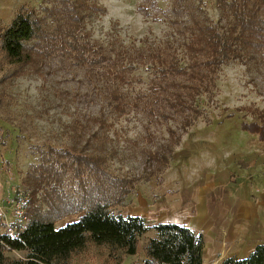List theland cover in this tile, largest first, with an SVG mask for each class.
Instances as JSON below:
<instances>
[{"label":"trees","instance_id":"trees-1","mask_svg":"<svg viewBox=\"0 0 264 264\" xmlns=\"http://www.w3.org/2000/svg\"><path fill=\"white\" fill-rule=\"evenodd\" d=\"M46 1L40 8L21 5L0 28V112L10 106L3 88L7 78L50 70L80 72L86 98L104 106L73 122L71 145L42 152L46 172L32 193L25 225L12 224L17 236L0 233V264H83L91 248L104 250L103 264H121L137 254L150 228L154 237L143 249V264H202L200 233L173 223L148 227L146 219L124 216L112 206L135 178L109 172L107 158L115 151L108 134L115 119L130 113L178 122V129H166L168 142L149 157L155 173L168 168L183 135L207 118L201 104L214 98L221 67L231 60L264 64V0H167L165 10L158 0H138V12L153 21L162 15L171 32L162 40L144 37L128 45L117 33L92 39L85 22L106 12L97 0ZM208 4L221 13L223 24L207 15ZM257 120L242 122L241 129L264 142V122ZM67 217L75 220L57 227ZM221 264H264V245Z\"/></svg>","mask_w":264,"mask_h":264},{"label":"rangeland","instance_id":"rangeland-1","mask_svg":"<svg viewBox=\"0 0 264 264\" xmlns=\"http://www.w3.org/2000/svg\"><path fill=\"white\" fill-rule=\"evenodd\" d=\"M158 1L165 10L167 0ZM47 2L31 0L28 4L40 8ZM97 2L106 12L85 22L93 40L117 33L128 45L144 37L154 41L170 35L169 24L162 15L159 21H153L136 10L138 0ZM205 10L212 21L224 23L221 13L212 4ZM9 23L0 22V28ZM51 71L42 76L7 78L3 85L11 101L8 110L0 112V212L6 216L5 220L0 213V233H7L8 227L13 228L12 224L17 226L13 204L17 197L28 199L23 211L22 225H25L32 193L46 172L40 164L44 163L42 152L46 153L49 147L71 145L73 122L77 118L83 120L90 113L98 114L104 106L86 98L80 72L55 74ZM201 107L207 118L199 119L183 135L168 168L160 174L154 172L157 166L151 162L150 153L168 142L166 129H178L179 123L171 119L156 122L135 113L113 121L108 136L115 153L107 158L106 166L111 174L135 178V183L125 185L129 193L112 206L124 216L144 213L147 208L150 216L153 215L147 221L148 227L157 224L154 218L158 211L168 210L176 218H180L179 214L187 215L192 221L206 214L199 228L209 239L214 233L212 218L216 217L215 225L222 228L218 230L227 234L223 239L226 244L221 242L223 252L230 250L237 253V259L246 258L257 245H264V212L257 206L252 218L245 220L235 209L241 199L264 191V142H260L257 135L243 131L241 123L257 120L255 113H259L257 121L264 122V64L257 66L250 61L231 60L223 65L218 72L214 98L203 100ZM80 142L86 146L84 140ZM254 170L260 174L254 181L228 180L229 173H253ZM216 178L228 181L217 184L214 189L206 188V184L216 182ZM63 191L70 196L68 186ZM221 215L224 219L219 221ZM74 220L67 217L57 227ZM153 237L150 228L140 238L137 254L131 258L134 263L144 258L143 249ZM212 245L210 242L207 248L211 249ZM245 250L248 253H244ZM102 253L103 249L91 248L83 264H103L105 257L99 256Z\"/></svg>","mask_w":264,"mask_h":264},{"label":"crops","instance_id":"crops-1","mask_svg":"<svg viewBox=\"0 0 264 264\" xmlns=\"http://www.w3.org/2000/svg\"><path fill=\"white\" fill-rule=\"evenodd\" d=\"M31 0H0V22L3 23H9L12 18L14 17L15 12L17 11V9L23 5V4H28ZM29 5V4H28ZM260 174H257L254 170L253 173H250V171H248V173L245 171H243V174H241L240 172H234V173H229L228 174V180L230 179L231 181H243L244 180H252L254 181V178H259ZM216 182L213 183H207L206 184V188L208 186V189H214V187H216L217 184L219 183H227L226 180H219L216 178ZM260 180H263L262 178H260ZM262 181H259V183ZM245 183V182H244ZM237 206H236V212L238 213L239 217H243L245 220H250L252 218V213H253V209L256 210L257 206L262 208L263 212H264V191H261L260 193L257 192L256 196H250V197H246L245 199H241L239 202H237ZM224 208V207H223ZM226 208V207H225ZM220 209V213L224 212V210H222V206L219 207ZM203 213V211H202ZM127 216H138V217H142L144 219H146V221H149L151 219V217H153V215L150 216L149 210L146 208V211L143 212H135V214H126ZM125 215V216H126ZM170 215V217H168ZM206 215V214H205ZM199 216V218L197 220H191L188 218L187 215H181L179 214L180 218H176L175 214L172 213L169 214L168 210H163V211H158L157 214L155 213V222L156 223H173V224H178V225H182V226H186L189 227L191 229H193L195 232L197 233H201L204 239V251H203V259H202V264H221V262L227 258V257H234L237 258V253L233 252V251H228L227 253L223 252V247H221V242L224 243L227 234L222 233L221 231H219L218 229H222L219 225H215L216 222V217L213 219V234L210 237L211 239L206 237V234L199 228V223L204 221L206 219V216ZM148 216H150L148 218ZM168 217V218H167ZM179 221H178V220ZM224 218L221 216L218 217L219 221H222ZM178 221V222H177ZM225 237V238H224ZM207 239L209 241H207ZM211 240V241H210ZM212 242V248L208 249L207 246L209 245V243ZM226 242V241H225ZM226 243H224L225 245ZM210 250V251H209ZM248 253V250H245L244 253ZM133 256H127L124 258V260L122 261L121 264H143V259L141 258L140 261L138 263H134L131 258Z\"/></svg>","mask_w":264,"mask_h":264},{"label":"built area","instance_id":"built-area-1","mask_svg":"<svg viewBox=\"0 0 264 264\" xmlns=\"http://www.w3.org/2000/svg\"><path fill=\"white\" fill-rule=\"evenodd\" d=\"M16 201L13 202L14 206H16V209L14 210V220L15 223L17 224V226H19L20 228L23 227L22 223H23V211L24 208L27 205L28 199H26L25 197H17L15 199ZM1 215L3 214L2 212H0ZM4 219L6 220V216L3 214ZM7 224V221H4ZM7 235L10 236H17V231L14 228L8 227V231L6 233Z\"/></svg>","mask_w":264,"mask_h":264}]
</instances>
